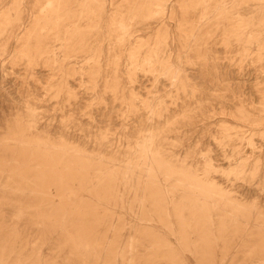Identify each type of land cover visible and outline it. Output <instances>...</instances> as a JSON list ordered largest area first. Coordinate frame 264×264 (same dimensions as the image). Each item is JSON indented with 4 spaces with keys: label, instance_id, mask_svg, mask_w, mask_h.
<instances>
[{
    "label": "rangeland",
    "instance_id": "rangeland-1",
    "mask_svg": "<svg viewBox=\"0 0 264 264\" xmlns=\"http://www.w3.org/2000/svg\"><path fill=\"white\" fill-rule=\"evenodd\" d=\"M0 264H264V0H0Z\"/></svg>",
    "mask_w": 264,
    "mask_h": 264
},
{
    "label": "bare ground",
    "instance_id": "bare-ground-1",
    "mask_svg": "<svg viewBox=\"0 0 264 264\" xmlns=\"http://www.w3.org/2000/svg\"><path fill=\"white\" fill-rule=\"evenodd\" d=\"M131 170V169H130Z\"/></svg>",
    "mask_w": 264,
    "mask_h": 264
}]
</instances>
